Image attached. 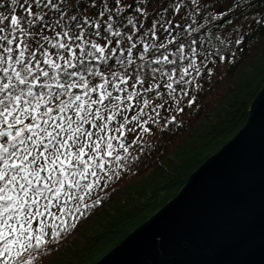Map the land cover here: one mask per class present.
Segmentation results:
<instances>
[{
    "label": "snow or ice",
    "instance_id": "obj_1",
    "mask_svg": "<svg viewBox=\"0 0 264 264\" xmlns=\"http://www.w3.org/2000/svg\"><path fill=\"white\" fill-rule=\"evenodd\" d=\"M253 3L264 12V0H249L246 6ZM7 6V15L0 11V264H33L24 257L29 249L43 257L45 241L32 228V220L44 214L41 208L46 212L53 202L69 195V189L90 191L95 185L86 182L89 176L97 177L113 159L122 162L121 155L113 157V141L123 139L125 130L128 144H119L125 152L136 143L132 139L136 129L152 131L151 125L143 127L140 114L124 115L141 104L148 106L149 101L123 85L131 87L135 82L152 92L146 85L159 76L166 80L157 87L175 92L168 81L177 87L190 83L185 76L191 75L190 70L198 72L197 60L212 56L217 63L226 62L231 54L221 55L214 41L221 46L241 41H225L212 29L224 24L234 29L238 22L232 17L243 16L245 0H8ZM90 8H99L92 14L103 19L93 23L72 14ZM174 14L179 25L167 18ZM205 19L207 24L201 23ZM114 20L121 27L125 21L132 27L121 31ZM144 20L154 21L147 25L153 37L157 27L183 35L179 40L173 36L167 44H149L137 29L142 45L137 48L134 36L127 33ZM86 25L99 42L85 37L81 30ZM133 49L139 53V64ZM110 60L123 69V75L110 73L118 83L95 63L102 61L111 68ZM181 61L187 66L181 67ZM96 78L101 82L96 83ZM110 89L125 94L114 95Z\"/></svg>",
    "mask_w": 264,
    "mask_h": 264
},
{
    "label": "trees",
    "instance_id": "obj_2",
    "mask_svg": "<svg viewBox=\"0 0 264 264\" xmlns=\"http://www.w3.org/2000/svg\"><path fill=\"white\" fill-rule=\"evenodd\" d=\"M248 2L249 0H245L242 17H232L238 22L234 29L228 30L227 24L221 25L219 29L213 26L212 30L221 39L241 41L240 44L226 43L223 46L214 41L216 47L220 48L221 55L231 54L226 62L217 63L212 56L202 62L197 60L198 72L190 70L191 75L185 76V80L190 83L177 87L176 83L168 81L173 83L175 92L166 87H157L166 80V77L160 79L159 76L149 80L146 85L152 87V92H145L135 82H131V87L123 85L129 92L140 91L143 99L149 101L148 106L141 104L135 112L130 109L124 115L131 117L140 114L143 127L151 125L152 131L144 133L136 129L137 135L132 137L136 143L131 144L125 152L119 147L121 143L128 144V133L125 130L124 139L113 141V157L121 155L122 162L113 159L106 162V167L98 171L97 177L89 176L86 182L95 185L90 191L69 189V195L53 202L46 212L41 208L44 214L32 220V228L34 234L42 235L45 241L40 250L43 257L29 249L25 260H32L33 264H95L168 202L191 173L243 126L253 100L264 85V24L261 22L264 12L255 3L252 7H247ZM2 3L4 7L0 11L7 15L8 0H2ZM99 10L80 9L72 14L81 18L86 16L96 23L103 18L92 13ZM151 14L150 12L149 15ZM211 14L215 15L214 12ZM176 15L167 18L179 25ZM129 18L135 20L132 13H129ZM65 23L68 21L65 20ZM113 23L121 31L132 27L126 21L123 27L118 20ZM150 23L154 21H141L137 28L127 33L134 36L133 42L137 44V48H142L137 29L144 33L143 42L149 44L157 41L167 44L173 36L179 40L183 35L177 30L168 33L157 27L154 29L157 35L153 37L148 34L147 25ZM201 23L207 24V20H201ZM81 31L86 38L100 41L99 37L89 35L90 25L84 26ZM49 33L54 36L51 29ZM48 48L52 50L50 44ZM133 52V59L137 64L141 63L139 53L136 49ZM171 58L175 59V56ZM95 63L106 77L118 83L110 73L123 75L119 64L110 60L109 68L102 61ZM180 66L187 65L181 61ZM161 67L167 71V66ZM173 80L178 81L179 76H175ZM100 82L96 78V83ZM110 90L114 95L123 97L125 94L117 93L115 89ZM189 97L192 103H189ZM180 108L184 109L183 112L179 111ZM173 116L176 117L175 121ZM80 182L82 185L85 183L83 180ZM77 197L83 199L78 200ZM85 204L88 205L87 208L84 207ZM77 207L79 212L76 211Z\"/></svg>",
    "mask_w": 264,
    "mask_h": 264
},
{
    "label": "water",
    "instance_id": "obj_3",
    "mask_svg": "<svg viewBox=\"0 0 264 264\" xmlns=\"http://www.w3.org/2000/svg\"><path fill=\"white\" fill-rule=\"evenodd\" d=\"M95 264H264V85L235 135Z\"/></svg>",
    "mask_w": 264,
    "mask_h": 264
},
{
    "label": "rangeland",
    "instance_id": "obj_4",
    "mask_svg": "<svg viewBox=\"0 0 264 264\" xmlns=\"http://www.w3.org/2000/svg\"><path fill=\"white\" fill-rule=\"evenodd\" d=\"M112 132H113V133H111V134H112L113 136H115L116 134H114V131H112ZM124 138H125V137H124ZM124 138H123V139H124ZM116 141H118V140H116ZM147 219H148V218H147ZM147 219H146V220H147ZM146 220H145V221H146Z\"/></svg>",
    "mask_w": 264,
    "mask_h": 264
}]
</instances>
